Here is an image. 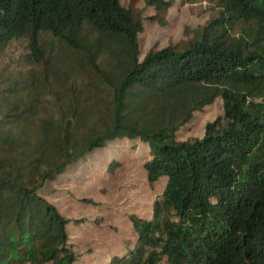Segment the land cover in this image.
<instances>
[{
	"label": "trees",
	"instance_id": "1",
	"mask_svg": "<svg viewBox=\"0 0 264 264\" xmlns=\"http://www.w3.org/2000/svg\"><path fill=\"white\" fill-rule=\"evenodd\" d=\"M202 1L205 25L139 60L141 22L119 0H0V52L24 41L25 70L78 79L48 83L61 102L34 134L30 80L16 91L26 109L0 121V264H76L70 221L42 194L122 140L144 146L146 184L163 187L150 219L128 216L130 249L102 264H264V0ZM171 3L144 0L147 20L162 24ZM214 98L222 113L203 135L175 141Z\"/></svg>",
	"mask_w": 264,
	"mask_h": 264
},
{
	"label": "rangeland",
	"instance_id": "2",
	"mask_svg": "<svg viewBox=\"0 0 264 264\" xmlns=\"http://www.w3.org/2000/svg\"><path fill=\"white\" fill-rule=\"evenodd\" d=\"M169 1L172 3L163 15L162 24H159L157 20H147L154 12L151 7L145 6L144 0H119L122 8L140 19L142 30L138 35L139 60L151 49L160 50L190 37V32L205 25L214 12L211 4L202 0ZM26 53L24 41H13L0 52V98L5 95L9 99L0 109V121L7 114L19 115L26 109L25 100L16 91L30 80L39 89L35 115L27 116L30 127L26 130L34 134L39 119L56 114L61 102L55 104V99L49 97L48 83L54 88L57 82L73 85L78 79L64 76L48 66L44 69L49 81L46 83L37 68L25 70ZM56 54L65 56V51L59 49ZM66 66L65 61L63 67ZM11 109L14 111L8 113ZM221 113V101L214 98L200 111L191 113L189 122L174 133L175 141L200 138L205 124L212 122ZM13 128L11 126L10 129ZM111 159L117 160L118 164L109 167ZM145 159L143 145L122 140L106 150L87 155L58 184L46 186L42 194L44 198L70 221L67 235L75 251L76 264H102L111 254L125 253L135 237L128 216L150 219L152 204L159 198L163 181H158L152 187L146 184L141 168ZM83 199L91 203L81 202Z\"/></svg>",
	"mask_w": 264,
	"mask_h": 264
}]
</instances>
